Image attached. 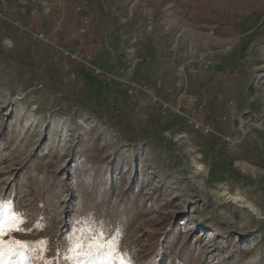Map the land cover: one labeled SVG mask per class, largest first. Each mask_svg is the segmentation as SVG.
<instances>
[{
    "label": "rangeland",
    "instance_id": "obj_1",
    "mask_svg": "<svg viewBox=\"0 0 264 264\" xmlns=\"http://www.w3.org/2000/svg\"><path fill=\"white\" fill-rule=\"evenodd\" d=\"M0 203L30 264L77 229L93 264H264V0H0Z\"/></svg>",
    "mask_w": 264,
    "mask_h": 264
},
{
    "label": "snow or ice",
    "instance_id": "obj_2",
    "mask_svg": "<svg viewBox=\"0 0 264 264\" xmlns=\"http://www.w3.org/2000/svg\"><path fill=\"white\" fill-rule=\"evenodd\" d=\"M5 209L6 205L0 203V264H30L33 259V250L30 248L29 242L15 239L5 240V237L22 229L25 219L23 212L16 213L12 205L7 206V210ZM78 233L79 229L73 235L67 249L69 253L74 254L73 264H93L91 260L93 252L91 249L87 252L82 251L83 245L79 242ZM96 239L100 241L96 246L97 249L99 251H107V237L104 236L102 223ZM45 243V241L40 242L41 246ZM40 250H42V247ZM41 264H54V262L42 260ZM96 264H114V262L99 261ZM119 264H127L122 256L119 259Z\"/></svg>",
    "mask_w": 264,
    "mask_h": 264
},
{
    "label": "crops",
    "instance_id": "obj_3",
    "mask_svg": "<svg viewBox=\"0 0 264 264\" xmlns=\"http://www.w3.org/2000/svg\"><path fill=\"white\" fill-rule=\"evenodd\" d=\"M236 87V86H235ZM232 88L231 91L229 92H222V95H221V99L222 100H225L227 98H236V95H235V90L236 88ZM234 95V96H233ZM131 106V103H129V106ZM221 112L217 110V113H216V110L214 111V114H211L209 112H206L204 113L203 115H199L197 114V116L199 117V121L201 124H205V125H209L213 128H216V127H220L221 126V119L219 116H221ZM180 122H182V116L179 115V114H176L174 112H169L167 114V116H165L164 120H163V124L166 126V127H172L176 124H179Z\"/></svg>",
    "mask_w": 264,
    "mask_h": 264
},
{
    "label": "built area",
    "instance_id": "obj_4",
    "mask_svg": "<svg viewBox=\"0 0 264 264\" xmlns=\"http://www.w3.org/2000/svg\"><path fill=\"white\" fill-rule=\"evenodd\" d=\"M85 28H81L79 30V32L81 34H84L85 33ZM77 56H74V58H76ZM73 58V57H72ZM78 59H81L82 56L80 55L79 57H77ZM186 123L187 125H189L194 131L198 132V133H201V134H205V135H208V134H211L214 132L213 130V127L209 126V125H204V124H201L200 122H197L195 121L194 119L192 118H187L186 120ZM217 136L221 139H223V141L225 142H229L231 141V139L228 137V136H225L223 134V132L220 130L217 132Z\"/></svg>",
    "mask_w": 264,
    "mask_h": 264
},
{
    "label": "bare ground",
    "instance_id": "obj_5",
    "mask_svg": "<svg viewBox=\"0 0 264 264\" xmlns=\"http://www.w3.org/2000/svg\"><path fill=\"white\" fill-rule=\"evenodd\" d=\"M187 137V135L186 134H180V135H178L177 136V138H180V137ZM199 158H201V155L199 156ZM197 170L198 171H201V172H203V170H204V166L203 165H197ZM232 200L234 201V202H236V203H238V202H241L242 203V198L240 197V196H238V195H234V196H232ZM247 205H248V207L250 208V209H252V210H254L255 211V209H254V207L252 206V205H250L249 203H247Z\"/></svg>",
    "mask_w": 264,
    "mask_h": 264
}]
</instances>
